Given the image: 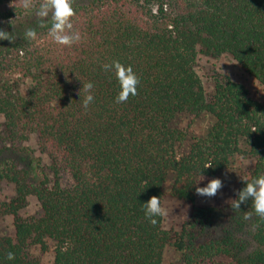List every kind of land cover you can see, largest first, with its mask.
I'll list each match as a JSON object with an SVG mask.
<instances>
[{"label":"trees","instance_id":"obj_1","mask_svg":"<svg viewBox=\"0 0 264 264\" xmlns=\"http://www.w3.org/2000/svg\"><path fill=\"white\" fill-rule=\"evenodd\" d=\"M73 7L82 40L65 47L47 29L27 41L36 18L18 0H0V30L16 37L0 40V188L14 187L0 200V216L12 219V232L0 235V264H42L36 251L52 254V264H163L167 247L183 264H264V221L244 219L250 200L239 211L196 205L200 182L245 160L253 165L242 177L264 174V98L229 77L216 76L208 92L197 70L200 56H230L264 89V0ZM113 60L140 79L125 103H116L119 83L101 67ZM87 82L94 102L85 110L78 93ZM203 114L212 125L179 153L189 134L178 120ZM34 134L39 155L22 146ZM245 186L241 178L238 190ZM166 195L190 206L178 230L164 217L155 226L145 218L143 204L160 196L163 205ZM31 197L39 209L24 215ZM216 212L226 220L221 237L210 231ZM247 234L257 246L251 252Z\"/></svg>","mask_w":264,"mask_h":264},{"label":"rangeland","instance_id":"obj_2","mask_svg":"<svg viewBox=\"0 0 264 264\" xmlns=\"http://www.w3.org/2000/svg\"><path fill=\"white\" fill-rule=\"evenodd\" d=\"M197 70L208 92L212 90L213 80L216 76L221 78L229 77L234 81L243 84L249 91L253 99L262 100L264 98V89L260 83L248 74L235 60L230 56H221L219 58L200 56L197 60ZM213 118L210 115L203 114L201 116H183L178 120V125L187 130L189 137L179 148V153L188 151L191 139L194 136L204 135L209 127L213 123ZM4 117L0 115V132L3 130ZM24 149L30 148L34 151V155H39L38 151V137L32 135L29 141L22 143ZM13 156L18 160L22 159L18 152V147H9ZM25 151H23L24 153ZM32 152V151H31ZM45 162L48 160L45 158ZM238 164V163H237ZM253 163L250 160H245L240 167L227 169L219 173L216 178L221 179L223 187L219 190L214 197H205L197 195V206H211V207H223L230 203V200L235 199L236 192L239 187V180L242 178V174L248 171L252 167ZM208 181L200 182L198 187H205ZM14 195V187L11 184L3 183L0 188V200H7ZM163 206L167 209V215L164 216V226L167 229H180L182 223L190 216V206L181 203L180 201L166 195L163 201ZM39 209L36 198L31 197L29 199L28 207L23 211V214H32ZM215 221L210 229L214 237H221L224 234V227L226 226V220L221 213H215ZM12 219L10 217L0 216V235L3 233L12 232ZM248 235V234H247ZM246 236V235H245ZM243 236V237H245ZM248 237V238H247ZM245 241L248 245V251L251 252L256 248V243L248 235L245 237ZM36 254L40 257L42 264H52V254H42L36 251ZM163 264H183L177 257L175 250L172 247H167L164 254Z\"/></svg>","mask_w":264,"mask_h":264},{"label":"clouds","instance_id":"obj_3","mask_svg":"<svg viewBox=\"0 0 264 264\" xmlns=\"http://www.w3.org/2000/svg\"><path fill=\"white\" fill-rule=\"evenodd\" d=\"M75 0H18L19 7L26 15H32L37 20L36 28H28L24 33V38L29 42H35L39 38L37 28L47 29V37L51 42L65 47H72L82 40L81 33L74 27L73 19L76 16L75 8L73 7ZM14 20H9L8 23L15 28ZM16 37L13 33L5 30H0V40L14 41ZM102 69L108 73H114L120 91L116 97V103H125L129 97L138 94L137 87L140 79L134 72L131 66H125L118 60H113L110 63L101 65ZM67 76V74L65 73ZM94 84L87 82L83 84L82 89L78 93L81 96L82 106L85 110L94 102L92 90ZM83 93V95H82ZM255 131V130H254ZM212 167L211 164H206L205 168ZM201 176L199 180L203 179ZM245 187L236 192V199L230 200V206L233 210L239 211L241 204L251 201L252 211L244 212V219L250 220L255 214L261 221H264V174L258 177L249 179L242 177ZM223 187V182L219 178L209 180L205 187H197L196 194L205 197H214ZM145 218L150 224H157L156 217L166 216L167 209L162 205L160 196H152L143 204ZM8 260L15 259V253H7Z\"/></svg>","mask_w":264,"mask_h":264}]
</instances>
